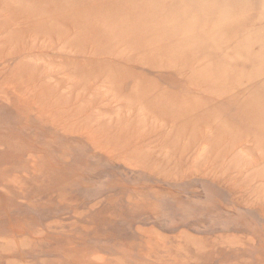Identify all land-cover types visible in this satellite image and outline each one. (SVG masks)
<instances>
[{
  "label": "rangeland",
  "instance_id": "1",
  "mask_svg": "<svg viewBox=\"0 0 264 264\" xmlns=\"http://www.w3.org/2000/svg\"><path fill=\"white\" fill-rule=\"evenodd\" d=\"M0 264H264V0H0Z\"/></svg>",
  "mask_w": 264,
  "mask_h": 264
}]
</instances>
